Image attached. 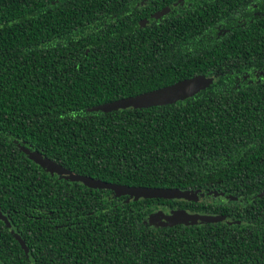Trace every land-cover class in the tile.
<instances>
[{
	"label": "trees",
	"instance_id": "1",
	"mask_svg": "<svg viewBox=\"0 0 264 264\" xmlns=\"http://www.w3.org/2000/svg\"><path fill=\"white\" fill-rule=\"evenodd\" d=\"M263 2L0 0V209L30 249L0 221V259L264 264ZM196 75L212 82L174 103L92 109ZM25 149L75 174L198 197L133 201L51 174ZM165 207L226 218L149 223Z\"/></svg>",
	"mask_w": 264,
	"mask_h": 264
},
{
	"label": "water",
	"instance_id": "2",
	"mask_svg": "<svg viewBox=\"0 0 264 264\" xmlns=\"http://www.w3.org/2000/svg\"><path fill=\"white\" fill-rule=\"evenodd\" d=\"M212 82V78L203 75H196L190 78L179 80L173 84L160 87L154 90L143 92L134 96L120 98L111 102L99 104L92 109L96 111H113L125 108H147L174 103L183 100L206 87ZM30 159L44 168L51 174H59L71 181H79L84 185L92 188H105L114 192L115 196H129L131 200L137 201L146 198H163V199H197L196 192L180 190L178 188L148 187V186H130L124 184L110 183L95 179L92 177L75 174L64 169L56 162L41 155L37 151L25 149ZM264 195V190L259 194ZM223 215L201 214L190 212L184 209H175L166 214L163 211L152 213L148 217L151 224L172 226L176 224H196L197 222H216L225 220ZM23 244V243H22Z\"/></svg>",
	"mask_w": 264,
	"mask_h": 264
},
{
	"label": "flooded vegetation",
	"instance_id": "3",
	"mask_svg": "<svg viewBox=\"0 0 264 264\" xmlns=\"http://www.w3.org/2000/svg\"><path fill=\"white\" fill-rule=\"evenodd\" d=\"M263 4H264V2H263ZM169 9H170V7L167 6V7L163 8V10L158 11V12H155L154 14H152V16L160 17V16H162L165 12L169 11ZM244 10H245V8H244ZM250 10L252 11L253 14L261 13V12H260V6L257 5V4H254V5L250 8ZM234 19L236 20V22H237L238 24L244 23V22L246 21V18H245L244 14H243L242 12H241L240 14L238 13V14L234 17ZM148 21H149V19H145V20H141L140 22H141L142 24H143V23L145 24V23L148 22ZM172 210H175V208H170V207L167 208V207H165V208H160L159 211H163L164 213L168 214V213H170ZM0 221L3 223V229H4V230H3V233L9 232V234H12L13 239L15 240V244L18 245L19 249L22 250V251L24 252V254H28L29 251H30V249H29V247L27 246L25 240L23 239V237H22L19 233L11 231V229H12V225L10 224V222H9V220H8L7 213L4 212V211L1 210V209H0ZM0 229H1V228H0ZM9 234H8L7 236H5V239H4V237H3V239H2V243H3V245H2L1 248H2V250H9V251L11 252V250H13L14 246H9L8 244H6V243H7V239H6V238L9 237ZM22 243H23V244H22ZM33 262H34V261H32L31 264H34ZM0 264H20V263L18 262V260H17V261H14V260H13L11 263H9V262H4V261H2V260L0 259ZM35 264H36V263H35Z\"/></svg>",
	"mask_w": 264,
	"mask_h": 264
}]
</instances>
